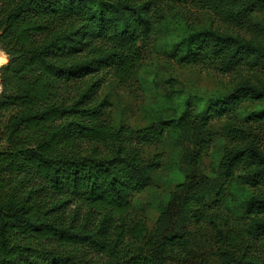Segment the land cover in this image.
Instances as JSON below:
<instances>
[{
	"label": "trees",
	"instance_id": "1",
	"mask_svg": "<svg viewBox=\"0 0 264 264\" xmlns=\"http://www.w3.org/2000/svg\"><path fill=\"white\" fill-rule=\"evenodd\" d=\"M176 6L212 23L161 49L232 84L113 123L102 87L145 83ZM0 51V264H182L210 228L220 264H264V0H0ZM178 141L217 176L178 171L151 233L133 212L161 170L151 149Z\"/></svg>",
	"mask_w": 264,
	"mask_h": 264
},
{
	"label": "rangeland",
	"instance_id": "2",
	"mask_svg": "<svg viewBox=\"0 0 264 264\" xmlns=\"http://www.w3.org/2000/svg\"><path fill=\"white\" fill-rule=\"evenodd\" d=\"M168 18L169 26L160 33V39L156 41L159 49H152L146 58L142 71L145 83L134 81L127 86H120L114 80H109L102 87L100 98L108 100L109 119L113 123L145 127L161 115L171 116L185 97L218 94L228 90L232 84L231 78L222 77L215 69L179 64L161 49L164 41L177 39L194 27L210 26L212 22L206 16L199 13L193 15L181 6H176ZM6 59L7 56L0 51V65H3ZM224 124V121L213 123L212 130L216 135V142L220 141ZM180 142H170V147L158 145L157 148L151 149L152 154H156L159 160L163 159L161 170L157 173L151 189L137 197L138 207L133 211L147 220L151 233L156 228L161 206L167 204L173 193L180 191L176 180L178 171L187 174L189 178L193 174L211 178L217 176L216 162L212 157L204 159L197 168H188L189 159ZM173 152L184 155H180L179 163L172 161ZM210 232L211 228L204 233H196L191 247L195 256L182 264H220L212 255L215 244L211 240Z\"/></svg>",
	"mask_w": 264,
	"mask_h": 264
},
{
	"label": "bare ground",
	"instance_id": "3",
	"mask_svg": "<svg viewBox=\"0 0 264 264\" xmlns=\"http://www.w3.org/2000/svg\"><path fill=\"white\" fill-rule=\"evenodd\" d=\"M6 61H7V59H6Z\"/></svg>",
	"mask_w": 264,
	"mask_h": 264
}]
</instances>
